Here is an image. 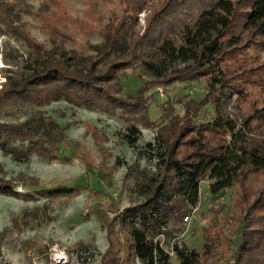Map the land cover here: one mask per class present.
Returning <instances> with one entry per match:
<instances>
[{
  "label": "trees",
  "instance_id": "obj_1",
  "mask_svg": "<svg viewBox=\"0 0 264 264\" xmlns=\"http://www.w3.org/2000/svg\"><path fill=\"white\" fill-rule=\"evenodd\" d=\"M158 1L132 0L137 12L145 5L150 8L145 30L129 40L120 33L123 18L104 33L102 44L95 45L98 53L87 56L74 47L47 48L0 7V20L38 53L34 61L25 63V70L7 74L0 88V110L13 99L41 106L62 97L78 106L119 109L133 120L125 134L130 145L142 137L141 125L157 127L155 142H148L156 149V170L130 167L127 171L134 176L133 189L140 199L124 207L113 201L88 206L107 231L108 244L97 264H139L137 258L145 264H264V185L247 184L254 176H264V58L260 55L264 0ZM50 2L51 13L25 9L55 37L77 43V32L90 36L98 31V27L81 30L82 24L61 0ZM113 51L118 55H111ZM134 64L150 73L155 84L146 80L133 93L120 95L121 72ZM203 78L207 90L195 105L188 104L184 114L171 116L166 123H156L149 112L150 87ZM233 102L240 105L242 115L230 110ZM208 104L209 117L201 118ZM17 141L26 147H19ZM68 141L65 128L42 110L25 120H0V148L15 160L29 159L33 153L58 157ZM206 179L212 194L239 186L245 208L239 240L232 251L233 240L210 221L203 230L202 248L176 245V263L156 238L162 232L174 237L184 230L179 221L184 222V215L200 201ZM80 188L61 184L38 193L70 200ZM0 193L35 195L2 176ZM102 193L89 188L88 197Z\"/></svg>",
  "mask_w": 264,
  "mask_h": 264
},
{
  "label": "rangeland",
  "instance_id": "obj_2",
  "mask_svg": "<svg viewBox=\"0 0 264 264\" xmlns=\"http://www.w3.org/2000/svg\"><path fill=\"white\" fill-rule=\"evenodd\" d=\"M61 1L71 17L82 24L81 30L98 27V31L90 36H83L79 31L78 42L69 43L42 29L39 18L25 8L51 13L53 6L50 0H2L0 7L12 22L44 41L47 48L59 51L74 47L86 56L98 53L95 45L102 44L104 33L115 29L123 18L126 21L120 25V33L124 32L129 40L131 35L142 33L150 13L148 5L137 12L132 0ZM154 1L159 2L148 0V3ZM17 35L0 20V88L9 72H22L25 63L31 59L34 61L38 54ZM111 55L117 56L118 51L111 52ZM260 55L264 58V50ZM146 80H151L152 85L156 81L141 65L128 67L121 72L122 90L119 94L133 93ZM206 90L207 80L204 78L150 87L146 91L147 95L151 94L150 115L159 125L166 123L171 116L184 114L188 104L195 105ZM231 105L230 110L243 114L240 105L236 102ZM39 110L52 115L65 128L68 145L58 157L33 153L29 159L23 160H15L0 148V176L11 179L17 189L35 194L17 197L0 193V264H97L108 244L107 231L88 206L99 201H113L124 207L140 199L133 189L134 176L128 175L127 171L130 167L148 172L156 170L158 156L154 155L156 149L148 142H155L157 127L141 125L142 137L135 145H130L125 137L133 121L130 114L119 109L103 111L78 106L64 97L41 106L13 99L0 110V120H25ZM210 112L211 105L208 104L201 111V118L209 117ZM15 144L26 147L21 141ZM209 182V179L203 182L201 198L196 204L197 212L188 223L179 221L184 225L179 246L202 248L203 230L213 221L233 240V251L239 240L245 211L239 186L212 194ZM61 184H79L81 188L73 193L70 200L66 196L48 197L38 193V190ZM247 184L259 188L264 185V176H254L247 180ZM89 188L103 193L89 198ZM229 256L230 253L228 259ZM171 258L179 263L176 256Z\"/></svg>",
  "mask_w": 264,
  "mask_h": 264
},
{
  "label": "built area",
  "instance_id": "obj_3",
  "mask_svg": "<svg viewBox=\"0 0 264 264\" xmlns=\"http://www.w3.org/2000/svg\"><path fill=\"white\" fill-rule=\"evenodd\" d=\"M197 210H198L197 205L192 206V209L184 215V219H183L184 223H188L190 218L197 212ZM183 231L179 235L174 237H169L164 232H162L156 238V241L170 256H176V245H179V238L183 234ZM137 259L139 264H143L140 258Z\"/></svg>",
  "mask_w": 264,
  "mask_h": 264
}]
</instances>
